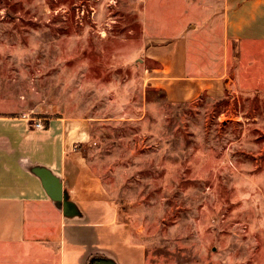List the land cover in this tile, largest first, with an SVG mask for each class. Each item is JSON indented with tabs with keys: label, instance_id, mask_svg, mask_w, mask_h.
I'll list each match as a JSON object with an SVG mask.
<instances>
[{
	"label": "rangeland",
	"instance_id": "rangeland-1",
	"mask_svg": "<svg viewBox=\"0 0 264 264\" xmlns=\"http://www.w3.org/2000/svg\"><path fill=\"white\" fill-rule=\"evenodd\" d=\"M205 16L187 0H0V112L86 124L80 148L146 264H264V42L231 87L146 80L144 47ZM188 42L206 70L208 32ZM16 254L0 243V264Z\"/></svg>",
	"mask_w": 264,
	"mask_h": 264
},
{
	"label": "crops",
	"instance_id": "crops-1",
	"mask_svg": "<svg viewBox=\"0 0 264 264\" xmlns=\"http://www.w3.org/2000/svg\"><path fill=\"white\" fill-rule=\"evenodd\" d=\"M187 2L204 9L202 24L184 25L170 47L160 45L158 51L144 47L143 61H158V66L145 68L146 80L167 85L227 80L228 86L236 85L242 51L264 42V0ZM201 29L208 32L210 64L191 72L188 35ZM39 119L0 112V243L13 246L18 264H91L100 259L109 264H146L144 246L119 219L117 206L80 148L88 139L87 129H82L86 124L74 127L71 118L60 115ZM37 122L43 127H35ZM38 168L59 180L72 215H65L62 203L48 195L35 172Z\"/></svg>",
	"mask_w": 264,
	"mask_h": 264
},
{
	"label": "water",
	"instance_id": "water-1",
	"mask_svg": "<svg viewBox=\"0 0 264 264\" xmlns=\"http://www.w3.org/2000/svg\"><path fill=\"white\" fill-rule=\"evenodd\" d=\"M35 172L40 177L41 182L51 199L58 202V204L62 203L63 213L65 215H72L74 210L72 209L71 203L68 202L65 197H62L59 180L46 169L38 168ZM98 262L102 264H109V262L103 259H100ZM98 262L97 264H99Z\"/></svg>",
	"mask_w": 264,
	"mask_h": 264
},
{
	"label": "built area",
	"instance_id": "built-area-1",
	"mask_svg": "<svg viewBox=\"0 0 264 264\" xmlns=\"http://www.w3.org/2000/svg\"><path fill=\"white\" fill-rule=\"evenodd\" d=\"M34 125H35V127H39V128L43 127V124L41 122H37Z\"/></svg>",
	"mask_w": 264,
	"mask_h": 264
},
{
	"label": "flooded vegetation",
	"instance_id": "flooded-vegetation-1",
	"mask_svg": "<svg viewBox=\"0 0 264 264\" xmlns=\"http://www.w3.org/2000/svg\"><path fill=\"white\" fill-rule=\"evenodd\" d=\"M94 261H95V260H93V262H91V264H93V263H94Z\"/></svg>",
	"mask_w": 264,
	"mask_h": 264
},
{
	"label": "trees",
	"instance_id": "trees-1",
	"mask_svg": "<svg viewBox=\"0 0 264 264\" xmlns=\"http://www.w3.org/2000/svg\"><path fill=\"white\" fill-rule=\"evenodd\" d=\"M87 264H90L89 262Z\"/></svg>",
	"mask_w": 264,
	"mask_h": 264
}]
</instances>
